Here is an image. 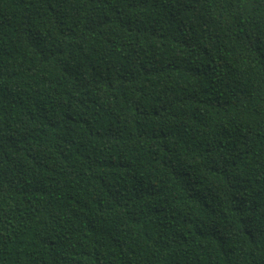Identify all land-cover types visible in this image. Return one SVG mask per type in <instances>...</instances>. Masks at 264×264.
Wrapping results in <instances>:
<instances>
[{
	"label": "trees",
	"instance_id": "1",
	"mask_svg": "<svg viewBox=\"0 0 264 264\" xmlns=\"http://www.w3.org/2000/svg\"><path fill=\"white\" fill-rule=\"evenodd\" d=\"M0 264H264V0H0Z\"/></svg>",
	"mask_w": 264,
	"mask_h": 264
}]
</instances>
